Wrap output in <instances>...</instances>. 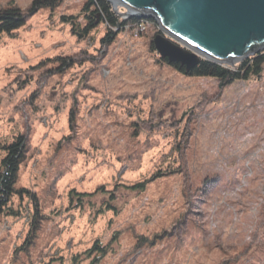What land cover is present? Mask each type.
I'll return each mask as SVG.
<instances>
[{
	"label": "rangeland",
	"instance_id": "rangeland-1",
	"mask_svg": "<svg viewBox=\"0 0 264 264\" xmlns=\"http://www.w3.org/2000/svg\"><path fill=\"white\" fill-rule=\"evenodd\" d=\"M32 2L0 0L24 16L0 37V139L24 138L18 186L41 216L26 250L24 217L0 219V264H88L72 257L95 240L110 245L96 264H264V76L221 88L164 63L150 47L156 22L105 45L61 18L83 0ZM158 166L166 176L143 191L114 189ZM100 185L113 202L101 193L71 208V190Z\"/></svg>",
	"mask_w": 264,
	"mask_h": 264
},
{
	"label": "trees",
	"instance_id": "trees-1",
	"mask_svg": "<svg viewBox=\"0 0 264 264\" xmlns=\"http://www.w3.org/2000/svg\"><path fill=\"white\" fill-rule=\"evenodd\" d=\"M60 2L61 0H33L28 11L33 12L39 8H54L58 6ZM61 18L69 24L71 33L77 38L93 39L99 34L100 42L105 45H110L114 41L116 34L126 27H133L141 22H151L155 25V21L152 19H138L136 17L124 19L119 16L113 9L111 3L107 0H83L78 15L61 16ZM23 24L24 16L20 8L9 3L6 7L0 9V37L6 33L11 34L13 31L23 26ZM150 47L152 49L154 48L151 42ZM58 60H60V64L67 63L64 59ZM163 61L166 65L171 66L183 75L214 79L221 88L237 80L246 81L250 79H259L264 76V50L245 58L234 66L216 64L201 59L195 67L186 70L179 64L169 65L166 60ZM25 148L26 146L22 135L12 134L9 138L0 139V219L21 216L24 217L29 226L25 243L23 242L24 245L19 247L18 250H26L28 245L34 243L36 231L38 230V218L41 216L39 214L40 202L37 194L25 187L18 186L17 178L20 166L24 162ZM156 168L157 169L152 172L149 177H145L140 181H135L130 185L116 183L114 189L117 190L118 187H126V189L129 190L143 191L151 181L166 176L167 173L163 172V169L159 166ZM175 168V165L168 164V169ZM175 172V170H172V173ZM110 191L111 190H107L104 185H100L92 192L78 193L71 190L68 193V203L71 208L74 209L80 207L85 198L94 197L101 193H106L113 202L115 199L113 196L114 193ZM105 205L107 209H115L110 202ZM99 211L103 212V209L100 208ZM191 229L188 231L192 232ZM190 232H185L184 236ZM194 232L193 230V233ZM109 249V243L106 244L99 240H95L81 253L74 254L72 259L79 258V256L83 254L90 259L88 264H96L110 251Z\"/></svg>",
	"mask_w": 264,
	"mask_h": 264
},
{
	"label": "water",
	"instance_id": "water-1",
	"mask_svg": "<svg viewBox=\"0 0 264 264\" xmlns=\"http://www.w3.org/2000/svg\"><path fill=\"white\" fill-rule=\"evenodd\" d=\"M124 19H152L162 60L186 70L201 59L234 66L264 50V0H107Z\"/></svg>",
	"mask_w": 264,
	"mask_h": 264
},
{
	"label": "built area",
	"instance_id": "built-area-1",
	"mask_svg": "<svg viewBox=\"0 0 264 264\" xmlns=\"http://www.w3.org/2000/svg\"><path fill=\"white\" fill-rule=\"evenodd\" d=\"M143 25L140 23V24H138V25H136V26H133V27H136V28H141Z\"/></svg>",
	"mask_w": 264,
	"mask_h": 264
}]
</instances>
